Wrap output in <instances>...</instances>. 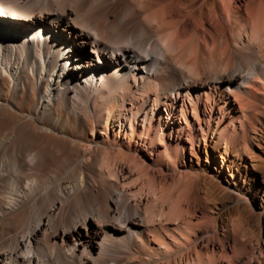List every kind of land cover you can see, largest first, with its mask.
<instances>
[{"label": "bare ground", "instance_id": "bare-ground-1", "mask_svg": "<svg viewBox=\"0 0 264 264\" xmlns=\"http://www.w3.org/2000/svg\"><path fill=\"white\" fill-rule=\"evenodd\" d=\"M0 264H264V0H0Z\"/></svg>", "mask_w": 264, "mask_h": 264}]
</instances>
